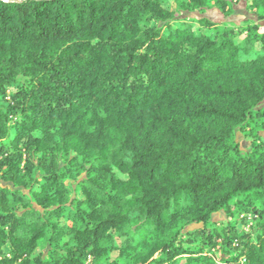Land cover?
<instances>
[{
	"label": "trees",
	"instance_id": "trees-1",
	"mask_svg": "<svg viewBox=\"0 0 264 264\" xmlns=\"http://www.w3.org/2000/svg\"><path fill=\"white\" fill-rule=\"evenodd\" d=\"M241 1L0 0V264H264V25L202 17Z\"/></svg>",
	"mask_w": 264,
	"mask_h": 264
},
{
	"label": "rangeland",
	"instance_id": "rangeland-1",
	"mask_svg": "<svg viewBox=\"0 0 264 264\" xmlns=\"http://www.w3.org/2000/svg\"><path fill=\"white\" fill-rule=\"evenodd\" d=\"M202 17L208 18L216 23H224L230 26L239 27L246 23H255L256 21L260 24L264 25V20L258 21V18L254 15L249 14L245 9L244 2H239L235 4L234 13L229 17L225 18L220 14L217 9H211L205 14H202ZM255 138L263 139L264 140V131L256 130ZM238 141L241 143L242 148L244 150L248 149L251 146L250 140L245 137L244 133L238 132L237 133ZM228 216L226 215L225 211H220L219 213L213 216V222H215L216 226L221 225V222L227 221ZM199 229L202 228V225H194L190 229ZM251 229V221L247 220V224L243 223V226L240 225V230L245 232H249ZM116 255H113L112 262H114ZM122 264V263H119Z\"/></svg>",
	"mask_w": 264,
	"mask_h": 264
}]
</instances>
